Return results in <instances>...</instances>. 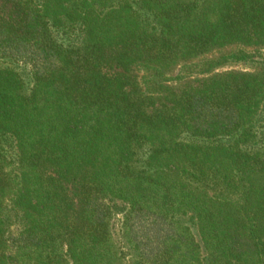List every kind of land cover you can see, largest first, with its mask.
<instances>
[{
    "label": "trees",
    "instance_id": "obj_1",
    "mask_svg": "<svg viewBox=\"0 0 264 264\" xmlns=\"http://www.w3.org/2000/svg\"><path fill=\"white\" fill-rule=\"evenodd\" d=\"M263 51L264 0H0V264H264Z\"/></svg>",
    "mask_w": 264,
    "mask_h": 264
},
{
    "label": "rangeland",
    "instance_id": "obj_2",
    "mask_svg": "<svg viewBox=\"0 0 264 264\" xmlns=\"http://www.w3.org/2000/svg\"><path fill=\"white\" fill-rule=\"evenodd\" d=\"M262 54L264 55V51L262 52ZM255 59H260L258 57H256ZM264 59L261 58V60ZM244 66L242 65H236L234 67H232L233 69H242ZM112 226H113V237H114V240L116 242V244H119L120 243V238H119V232H120V216H116L113 218L112 220Z\"/></svg>",
    "mask_w": 264,
    "mask_h": 264
}]
</instances>
